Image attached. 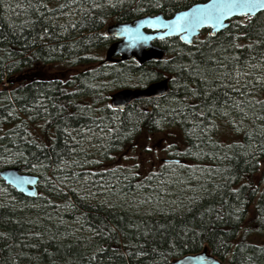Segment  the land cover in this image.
Listing matches in <instances>:
<instances>
[{"label": "trees", "instance_id": "1", "mask_svg": "<svg viewBox=\"0 0 264 264\" xmlns=\"http://www.w3.org/2000/svg\"><path fill=\"white\" fill-rule=\"evenodd\" d=\"M200 1L0 0V170L40 176L36 197L0 177V264H169L205 248L223 264H264V11L215 35L205 29L192 45L158 41L164 59L116 74L85 56L107 46L106 22ZM162 78L167 95L123 111L107 103L119 88ZM153 136L178 157L142 174L137 155ZM88 137L93 153L80 147ZM178 162L196 184L188 201L142 210L156 186L175 187L161 177ZM101 187L111 189L98 201ZM118 191L132 195L127 204L142 200L140 210L107 208Z\"/></svg>", "mask_w": 264, "mask_h": 264}, {"label": "water", "instance_id": "2", "mask_svg": "<svg viewBox=\"0 0 264 264\" xmlns=\"http://www.w3.org/2000/svg\"><path fill=\"white\" fill-rule=\"evenodd\" d=\"M222 2L223 0L197 2L179 10L171 17H166L163 12L147 13L133 20L113 23L107 27L106 32L107 35L116 37L117 41L109 47L108 57L121 54L124 59L135 57L142 63L152 58L160 60L164 57L166 49L153 43L156 39L179 36L183 42L192 44L205 28H210V34L215 35L228 27L236 17L251 18L264 11V8L257 3L252 9L234 8L231 12H227L218 7ZM214 5L217 7H213ZM169 83V79L164 78L152 82L146 87L121 89L112 95L111 105L124 109L138 100L167 95L170 90ZM0 175L6 183L25 195L38 196L40 179L38 174L22 171L17 166H8L0 171ZM169 264L223 263L205 248L201 252L187 253L172 260Z\"/></svg>", "mask_w": 264, "mask_h": 264}, {"label": "rangeland", "instance_id": "3", "mask_svg": "<svg viewBox=\"0 0 264 264\" xmlns=\"http://www.w3.org/2000/svg\"><path fill=\"white\" fill-rule=\"evenodd\" d=\"M236 132H238V129H236ZM163 137L164 136H153L152 137L153 141H151L152 143H149L150 141L142 143L141 146L143 148V152L137 155L138 156L137 161L140 163L139 168L142 174H147L154 170L160 171L162 170L161 165L163 164L165 165L167 163L165 162L166 161L165 158H168V157L177 158L178 157L176 156V153L172 152L173 149L170 147L171 142H169L168 140L164 141ZM168 137H170V140L174 139V136H168ZM179 139L180 137H176V140H179ZM221 139H222L221 142L225 144L224 146H226L229 140V136H222ZM86 140L87 141L81 143V146H80L81 150L83 151L88 150L89 153H93L97 146L96 144L98 143L94 141L91 142V139L89 137ZM81 159H77V160L80 161ZM94 162H95L94 160L90 161V163L87 166L88 169L92 168V166L94 165L92 163ZM111 162H112V166H115L117 164V162H115L113 159L111 160ZM185 164L186 163L178 162L177 164L173 163L170 166H166L167 171L164 172V176L161 177V180L173 181V184H174L173 186L175 187H173L170 191L168 190V186L170 184L156 186L155 189L153 191L151 190L150 191L151 193L144 199L143 202L145 203V206L141 207L142 210L149 212L148 211V208L150 206L149 204L163 205L165 207H170L173 210H178L181 207L182 203H185L188 201V196L190 195L189 193L192 191L193 187L196 186V184L190 183V182L188 183L187 180L184 179L183 174L186 173V170H188L185 167ZM262 171H263V167H261L260 171L257 172V174H255V177H256L255 179H261L263 177ZM204 173L205 175L208 174V172L206 171H204ZM151 176H152L151 178L153 179V175ZM188 177H190L191 180L198 179V177H195L191 174L188 175ZM114 184L116 185L115 182H112L111 185H114ZM120 186L121 185H117L113 187L114 189H119ZM75 187L76 189L82 192L88 191V188L85 186V184L76 185ZM110 189L111 188L108 189V187L106 188L101 187V189L95 190V191L93 190L94 192L93 191L92 192L95 195V197L98 198V201H101L104 195L98 196L97 194L99 192L101 193L105 192L104 194L107 195L106 192ZM127 191H130V190H127ZM4 198H5V191L3 188H1L0 189V202H4ZM131 198H132L131 194L124 192V191H118L115 197L110 198L109 203L106 205V207L115 208L116 204L122 203L126 208H129L131 211L140 210L139 206H141L140 203L142 202V200L140 201V199L138 200L136 199L131 204H127L128 200ZM251 237H254V236L251 235Z\"/></svg>", "mask_w": 264, "mask_h": 264}, {"label": "flooded vegetation", "instance_id": "4", "mask_svg": "<svg viewBox=\"0 0 264 264\" xmlns=\"http://www.w3.org/2000/svg\"><path fill=\"white\" fill-rule=\"evenodd\" d=\"M138 1L139 0H135L136 3ZM149 14H151V13H149ZM153 14H156V13H153ZM135 18H133V19H135ZM133 19H131V20H133ZM116 22H123V21H117L116 20V21H113V22H110V23L109 22H106V24L104 26V28H105V37H104V40H103L104 42L103 43L104 44H107V46H103V48L101 49V52L99 54H85V56H88V57L92 56L94 58H98L99 60L97 62H95V64H97L98 66L99 65H106L108 67H112V66L118 67L117 70H114L115 74H116V72L119 73L120 71H122L120 69V66H126V65H128V66H131V65L140 66V65L145 64V63L150 62V61H154V62L157 61L156 59L152 58L151 60H148V61L142 63L139 60H137L135 57H132V58H129V59H124L121 54L112 55L111 57H108V49H109V47L111 46L112 43H114V42L117 41V38L116 37H113V36L107 35L106 29H107V27L109 25H111L113 23H116ZM208 32H210V28H208ZM153 43L158 44V39L154 40ZM82 71H85V70H79L78 67H77V69L76 68L74 69V75H79V73L82 72ZM137 87H141V86L123 87V88L117 89L116 91H114L110 95V98H109V100H107V103L109 105H111V103H112V95L115 92H117V91H119L121 89H124V88H137ZM138 101H143V100H138ZM138 101H135V102H138ZM82 102H83L82 104H85V105H88V106H93L92 105L93 103H91L90 101H87V99L83 100ZM134 103H132V104H134ZM99 104L100 103H97V105H99ZM113 109H115L114 111H123L126 108L119 109V108L113 107ZM165 160H166L165 162H168L169 160H171V158L168 157V158H165Z\"/></svg>", "mask_w": 264, "mask_h": 264}, {"label": "snow or ice", "instance_id": "5", "mask_svg": "<svg viewBox=\"0 0 264 264\" xmlns=\"http://www.w3.org/2000/svg\"><path fill=\"white\" fill-rule=\"evenodd\" d=\"M259 3L262 8H264V0H223L222 3L218 5L219 8L226 10L227 12H231L232 9H242L248 8L252 9ZM213 7H217L214 5ZM207 18V17H204ZM199 22V21H197Z\"/></svg>", "mask_w": 264, "mask_h": 264}, {"label": "bare ground", "instance_id": "6", "mask_svg": "<svg viewBox=\"0 0 264 264\" xmlns=\"http://www.w3.org/2000/svg\"><path fill=\"white\" fill-rule=\"evenodd\" d=\"M206 1H208V0H206ZM206 1H200V2H206ZM195 3H197V2H195ZM195 3H193V4H195ZM193 4H191V5H193ZM190 5V6H191ZM189 7V6H188ZM181 10V9H180ZM179 11V10H178ZM178 11H176V12H178ZM175 12V13H176ZM174 13V14H175ZM173 14V15H174ZM173 15H171V16H173ZM171 16H167V17H171ZM250 19V18H249ZM232 22V21H231ZM227 28V27H226ZM224 30V29H223ZM203 32V31H202ZM202 32H201V34L199 35V36H197L195 39H194V41H193V43L192 44H194V42L196 41V39H198L201 35H203L202 34ZM210 33V32H209ZM218 33V32H217ZM216 33V34H217ZM173 37H178L179 39H180V37L179 36H172V37H166V38H162V39H158V41H161V40H164V39H168V38H173ZM180 41H182L181 39H180ZM183 42V41H182ZM184 44H187V45H192V44H188V43H185V42H183ZM158 45L159 46H161V47H163V48H165L163 45H161L160 43H158ZM166 49V48H165ZM166 52H167V50H166ZM166 52H165V54H164V57H165V55H166ZM164 57L162 58V59H164ZM162 59H160V60H157V61H161ZM162 79H164V78H162ZM161 80V79H160ZM156 81H159V80H156ZM152 82H155V81H152ZM152 82H150V83H152ZM150 83H148V84H146L145 86H142V87H146V86H148ZM169 85H170V83H169ZM147 100H149V99H147ZM129 106V105H128ZM3 170V169H2ZM1 171V170H0ZM37 174V173H36ZM0 177H1V175H0ZM2 178V177H1ZM3 179V178H2ZM4 180V179H3ZM40 180V179H39ZM5 181V180H4ZM38 187H39V184H38Z\"/></svg>", "mask_w": 264, "mask_h": 264}]
</instances>
